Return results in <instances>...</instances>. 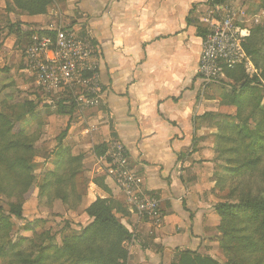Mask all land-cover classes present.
Masks as SVG:
<instances>
[{
	"label": "crops",
	"instance_id": "1",
	"mask_svg": "<svg viewBox=\"0 0 264 264\" xmlns=\"http://www.w3.org/2000/svg\"><path fill=\"white\" fill-rule=\"evenodd\" d=\"M204 4L207 0H52L44 15L9 14L23 34L60 23L95 42L101 104L76 113L65 129L89 178L83 212L97 198L124 207L118 217L131 234L128 264L177 263L185 251L222 262L209 237L218 217L208 161L217 156L213 128L223 100L214 86L202 91L197 77L198 29L206 28L196 13ZM8 33L16 39L11 29ZM111 141L125 146L144 189L159 200L156 219L127 208L104 174L103 155L94 149Z\"/></svg>",
	"mask_w": 264,
	"mask_h": 264
},
{
	"label": "rangeland",
	"instance_id": "2",
	"mask_svg": "<svg viewBox=\"0 0 264 264\" xmlns=\"http://www.w3.org/2000/svg\"><path fill=\"white\" fill-rule=\"evenodd\" d=\"M8 1L0 0V114L10 117L16 130H23L26 141L33 143V151L24 155V158L29 160L30 169L17 170L12 174L0 173V186H3V192H0V208L4 212H8L12 205L21 208L22 218L18 220L12 217L10 220L7 239L12 243L21 242L20 251L34 257L40 246L61 247L65 239L80 235L83 228L91 223V220H87L83 214L84 194L89 178L85 175L86 170L81 164L78 174L71 179L74 173L73 165L66 162L67 155L78 156L77 150L75 151L74 146L69 142L71 140L68 139L67 132H64L66 124L69 126L74 122V115L78 110L71 114L61 110L62 107L56 103L58 97L39 90L34 79L25 71L24 48L29 36L20 32L19 21L11 22L10 13L6 9ZM239 3L250 18L248 26L251 37L248 46L257 53L259 66L264 67V15H261L264 12V0H239ZM204 5L206 7L196 13L198 18L222 15L218 6L210 8L208 4ZM254 15H259V18L252 19ZM201 23L202 27L206 28V24ZM11 27L15 40L9 37L8 29ZM10 41H14L13 44ZM260 73L261 71L256 67L255 74L246 72L250 78L253 75L259 76ZM213 86L223 100L218 123L221 128L234 123L239 127L247 126L253 130L254 126L247 124L249 122L241 123L234 119V107L229 105L226 98V95H232L234 86L224 78L209 88L212 89ZM257 94L261 100V109L264 110V82L257 90ZM250 109L251 105H248L247 109L243 110L241 120L245 121ZM252 119L263 120L259 115H254ZM217 126L213 128V131L216 129L214 135L217 156L208 161L211 163L208 166V181L212 204L215 206L220 203L237 204L248 198L262 197L264 154L259 165L238 172V166L249 158V154L244 149L241 152L239 149L238 153L235 152L233 155L229 152L220 153L221 148L217 141L221 133ZM234 142V146L233 144L231 146L235 148L238 137L234 138ZM59 147L68 149V154L63 158L56 155ZM217 217V223L209 235L211 242H214L211 251L216 250L225 262L228 261V257L221 250L224 239L220 230L222 219L218 214ZM244 234L250 233L245 230ZM235 256L243 262L247 259L243 251H238ZM0 264L6 262L0 261Z\"/></svg>",
	"mask_w": 264,
	"mask_h": 264
},
{
	"label": "trees",
	"instance_id": "3",
	"mask_svg": "<svg viewBox=\"0 0 264 264\" xmlns=\"http://www.w3.org/2000/svg\"><path fill=\"white\" fill-rule=\"evenodd\" d=\"M229 1L231 0H207V4L212 8L225 5ZM51 4L52 0H9L6 3V9L9 13L19 11L28 16H37L46 14ZM34 33L45 34L46 32L33 30L26 35L30 36ZM206 34V29H198L201 39ZM250 37L244 48L254 67L261 71L260 75H253L250 78L245 69L239 66L233 70H226L224 76L234 86L232 95H226L229 105L234 107V119L241 123L249 122L247 124L254 126V129L250 130L247 126L239 127L234 123H230V126L223 125L224 127L221 128V125L217 124L221 133L217 141L221 148L220 153L229 152L233 155L235 152L238 153L239 149L240 152L244 149L249 154V158L238 166V172H244L259 165L264 154V110L261 109V100L257 94V90L264 82V67L259 66V61L256 59L257 53L248 46ZM93 43L95 44L94 41ZM56 103L62 107L61 110L69 114L76 110L74 102L68 95L64 99H57ZM248 105H251L249 115L245 121L241 120L242 112ZM254 115L261 116L263 120L252 119ZM67 129L68 127L64 132H67ZM233 137H238L235 148L232 147L235 144ZM26 140L23 130H16L10 117L0 114L1 174H12L21 169L28 170L29 160L25 159L24 155L33 151V143ZM105 150L106 146L100 145L95 147L94 153L99 157L105 153ZM67 154L68 149L62 147H59L56 152L60 158ZM82 158V155L75 157L67 155L66 162L72 164L74 169L71 179L78 174ZM262 177L264 178V161ZM2 188L3 186H0V192H3ZM215 211L222 219L220 230L224 239L221 250L228 257V261L219 262L210 256L201 257L185 251L180 254L178 262L172 264H264V191L260 198H248L237 204L220 203L215 206ZM120 212H124L122 205L111 199L97 198L84 211L91 223L83 228L80 235L65 239L61 247L42 245L32 257L20 251L21 242L12 243L7 239L10 220L12 217L18 220L22 218L21 208L12 205L8 212L0 208V261L6 264H128L129 253L126 244L131 240V234L121 223L118 217ZM245 230L251 235H245ZM238 251L245 252L247 256L245 262L235 256Z\"/></svg>",
	"mask_w": 264,
	"mask_h": 264
},
{
	"label": "built area",
	"instance_id": "4",
	"mask_svg": "<svg viewBox=\"0 0 264 264\" xmlns=\"http://www.w3.org/2000/svg\"><path fill=\"white\" fill-rule=\"evenodd\" d=\"M217 8L221 16L201 19L207 31L201 39L197 67L202 91L224 78L226 70L242 66L247 73L255 74L254 64L244 48L250 37L246 11L239 0ZM257 18L259 15L252 17ZM44 31L45 34H32L24 51L25 71L36 87L51 96H70L78 112L98 108L103 89L93 39L88 34L78 37L61 24H50ZM101 161L104 174L123 195L125 206L140 218L156 219L160 202L144 189L128 161L125 146L117 141L109 142Z\"/></svg>",
	"mask_w": 264,
	"mask_h": 264
}]
</instances>
